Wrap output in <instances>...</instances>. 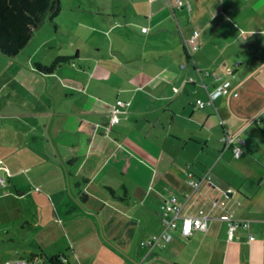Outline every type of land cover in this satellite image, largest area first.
Here are the masks:
<instances>
[{
	"label": "crops",
	"instance_id": "obj_1",
	"mask_svg": "<svg viewBox=\"0 0 264 264\" xmlns=\"http://www.w3.org/2000/svg\"><path fill=\"white\" fill-rule=\"evenodd\" d=\"M176 1L61 0L53 30L45 17L15 57L0 55V209L19 211L61 264H264V0ZM58 55L74 60L35 70ZM207 171L214 186L199 190L231 187L228 205L256 237L239 228L228 242L214 218L141 245L161 233L162 202L184 200L188 173Z\"/></svg>",
	"mask_w": 264,
	"mask_h": 264
},
{
	"label": "built area",
	"instance_id": "obj_2",
	"mask_svg": "<svg viewBox=\"0 0 264 264\" xmlns=\"http://www.w3.org/2000/svg\"><path fill=\"white\" fill-rule=\"evenodd\" d=\"M181 0H177L174 4L177 7H180L182 5ZM173 4V5H174ZM143 31L146 30V28H142ZM198 34V31L195 29L192 32V35L190 38L184 41L187 51L191 54L192 50H195L197 48V45L195 44L194 40L196 39V36ZM228 81H225L222 85L218 86L214 92L210 94V100L207 102H202L200 100H197V107H203L206 104L211 103L212 98H215L221 93H224L227 90ZM128 102H122L117 101L112 106V112H111V119L110 124H116L120 119V114L124 113ZM233 139H235L232 136H229L227 133L222 135L220 138V141L223 143L225 148H230L234 152V154L237 156L239 155V147L234 146L232 144ZM238 141L242 142L240 138H237ZM208 183L210 186H214V183L210 179V173L207 171L204 173L203 176L200 177H194L191 173H188V179L187 184L189 185V192L185 194L184 200H180L175 195H171L170 197L166 198L162 204L160 205V212H161V218L160 223L162 226L161 233L153 234L150 239L148 240H142L140 242L141 245L147 246L150 249L154 247L155 245H162L164 243H167L171 240L172 231L176 230L180 233L181 237H186L195 231L198 230H205L207 225V220L209 219H218L220 221H223L226 226V240L228 242L233 241L234 237L237 234V231L239 228H242L243 230L248 232L247 240L251 241L256 236L250 229V224L248 220H242L240 218H236L233 214V210L229 207L230 201H233L236 203L235 199H233L234 190L231 187H224L221 190V198H213L209 195H206L202 191L199 190V188L204 184ZM198 192V194L202 195L203 202L200 204V206L195 210V213H188L183 214L182 210L186 203H188L191 195L195 192ZM32 261H29V259H10L4 262L3 264H32ZM123 264H133V263H123Z\"/></svg>",
	"mask_w": 264,
	"mask_h": 264
},
{
	"label": "trees",
	"instance_id": "obj_3",
	"mask_svg": "<svg viewBox=\"0 0 264 264\" xmlns=\"http://www.w3.org/2000/svg\"><path fill=\"white\" fill-rule=\"evenodd\" d=\"M60 10L61 0H0V55L4 58L15 57L27 46L45 16L54 25L53 21ZM73 60L74 56L58 55L49 64L34 62V66L38 72L47 74L71 64ZM50 262L61 264L58 255L51 257Z\"/></svg>",
	"mask_w": 264,
	"mask_h": 264
},
{
	"label": "rangeland",
	"instance_id": "obj_4",
	"mask_svg": "<svg viewBox=\"0 0 264 264\" xmlns=\"http://www.w3.org/2000/svg\"><path fill=\"white\" fill-rule=\"evenodd\" d=\"M45 17V22H47L46 25L49 26L47 29L53 30V25L49 21L48 16L46 15ZM58 20L59 19L56 18L53 22L57 23ZM10 214L7 208L3 210L0 209V264L10 259H31L34 256L37 257V260H35L33 264H52L50 258L54 255L50 253V250L55 246L53 244L49 245L46 242H41L40 240L38 241L33 231L30 229V226H28L23 219L18 217L17 214H19V211H15V215H13L11 220L9 218ZM43 251L46 252L47 256ZM154 264L166 263H159L157 261Z\"/></svg>",
	"mask_w": 264,
	"mask_h": 264
}]
</instances>
